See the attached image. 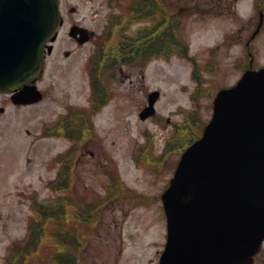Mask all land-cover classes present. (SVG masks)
I'll use <instances>...</instances> for the list:
<instances>
[{
  "label": "rangeland",
  "instance_id": "374dc122",
  "mask_svg": "<svg viewBox=\"0 0 264 264\" xmlns=\"http://www.w3.org/2000/svg\"><path fill=\"white\" fill-rule=\"evenodd\" d=\"M125 1L113 0L115 8L122 9ZM213 1L169 0V12L182 18L178 39L183 36L188 54L183 56L184 49L176 48V53L142 63L127 60L128 49L122 46L128 40L120 36L117 23L101 39L108 0H59L68 23H81L89 36L73 49L64 40V25L37 81L47 88V96L0 115V264H11L7 256L12 244L26 236L29 220L36 215L32 203L54 195L46 187L58 169L53 158L69 146L66 195L78 218L88 215L74 229L80 244L76 264H157L166 235L160 193L184 148L174 123L184 121L194 108L200 119L208 120L216 90L233 84L250 58L242 48L243 38L219 52L208 47L235 26H243L247 37L258 20L252 3L237 0L221 9L212 6ZM259 1L264 7V0ZM180 4L187 10L184 15ZM137 26L134 23L131 32ZM96 41L102 42L100 49ZM249 46L252 66L264 65V24ZM66 49L68 56L62 53ZM88 52H92L98 109L86 113V123L76 113L43 135V129L64 115L69 105H85L89 100ZM154 89L159 91L155 114L141 119L138 113ZM192 129L196 131L195 126ZM148 138L147 151L135 158ZM44 221L39 244L20 264H58L50 236L55 221L48 217ZM253 264H264V241Z\"/></svg>",
  "mask_w": 264,
  "mask_h": 264
},
{
  "label": "water",
  "instance_id": "95a60500",
  "mask_svg": "<svg viewBox=\"0 0 264 264\" xmlns=\"http://www.w3.org/2000/svg\"><path fill=\"white\" fill-rule=\"evenodd\" d=\"M60 22L57 0H0V88L40 71ZM158 95L148 93L141 119L154 112ZM40 96L35 85L13 95L18 102ZM160 197L166 241L158 264L252 262L264 238V66L217 90L209 120Z\"/></svg>",
  "mask_w": 264,
  "mask_h": 264
},
{
  "label": "flooded vegetation",
  "instance_id": "af4514ba",
  "mask_svg": "<svg viewBox=\"0 0 264 264\" xmlns=\"http://www.w3.org/2000/svg\"><path fill=\"white\" fill-rule=\"evenodd\" d=\"M237 0H215L213 1L212 6L215 5L217 7H222V6H231L233 5L232 3L236 2ZM252 3V6L254 7V12L255 15H257V24L250 29L249 35L247 37H244L242 31H243V26H235L234 29L228 30L226 32H223L220 35V39L217 43H215L213 46H209L208 49L215 52H219L221 48L224 47H229L233 43L237 42L239 38L244 39V44L242 45V48L245 49L246 53L251 55V47L249 46L251 44L252 39L256 36V33L260 30V28L264 24V7L260 5L259 0H250ZM169 0H126L125 4L123 5L122 9L117 10L115 8V4L113 3V0H108V8L109 11L106 13V22L104 26V31L103 34H111L110 28L114 29L115 25L118 28V32L120 33V36L122 38H132L134 39V44L138 48L144 47L145 52L151 54L154 53L155 50L153 47L150 45L152 42H155L156 36H167L169 39H173L174 37L178 40V37H180V33L177 32L180 28L181 20L178 15H175L174 12H169ZM259 5V6H258ZM61 6L59 2V7ZM184 5L180 4L181 7V12L184 15V12L187 11L184 7ZM258 6V7H257ZM183 7V9H182ZM70 8V7H69ZM219 8V9H220ZM234 10L233 16H236V6H233ZM116 9V10H114ZM222 9V8H221ZM69 11H75V8L72 10L69 9ZM60 12H61V17L62 21L61 24L58 28L57 36L52 41V49L49 53H46L44 56V61H43V69L40 72V74L37 76L35 81H39L42 79V76L44 74L45 70V62L47 56L52 52L54 48V43L62 36H60L61 29L63 30V27L65 25V32H67V37L64 36V40L74 48H80L84 43H80L77 40V37H80L82 35H85V30H83L80 27H85L79 22L76 21H70L68 23L67 21V15L63 12V10L60 7ZM192 15V13H191ZM200 16V15H198ZM182 17V16H181ZM262 19V24L259 27V30L254 34V31L256 29V26L259 23L260 18ZM202 18V15L201 17ZM113 22L117 23L113 26ZM134 23H137L138 26L135 27V30L131 32V27ZM73 26H76L75 31H71V28ZM86 28V27H85ZM85 31V32H84ZM180 31V30H179ZM70 32H75V35H71ZM87 33V32H86ZM159 33V34H158ZM183 39V36H182ZM181 39V40H182ZM180 40V39H179ZM179 43H177L178 48L186 49L184 48L186 45L183 42V40ZM150 47V48H149ZM187 47V46H186ZM178 50V49H177ZM176 49L172 50L171 53H176L178 52ZM62 53L66 56L69 55L70 50L66 49L62 51ZM88 60L90 59L92 52H88ZM87 60V61H88ZM85 71L87 73V77L89 79V82L91 84V78L93 77V68L91 62H87L85 66ZM32 81L31 79H28L26 81H23L19 83L16 87L12 89H0V115H3L7 113L9 110L12 109H18L20 107L28 106L30 104L27 103H20L16 102L13 98V95L15 92L20 91L23 87L26 85L30 84ZM38 86V85H37ZM39 90L41 92V98H45L47 96V88H41L39 87ZM91 92V90H90ZM103 95V94H102ZM93 98H96V90L95 93L92 95ZM91 96L88 98H92ZM90 100H87L85 105H79V104H71L69 105L64 113H68L69 111L71 112V117H74L76 113L79 114L80 116V122L81 123H86L87 119V104H89ZM96 101V100H95ZM98 101V100H97ZM96 101V102H97ZM86 125V124H85ZM49 129L48 127H46ZM50 130V129H49ZM54 159V158H53ZM58 163V161H56ZM59 164V163H58ZM262 251V246L260 250L254 255L253 258V263L256 261L257 255ZM252 263V264H253Z\"/></svg>",
  "mask_w": 264,
  "mask_h": 264
},
{
  "label": "trees",
  "instance_id": "16d2710c",
  "mask_svg": "<svg viewBox=\"0 0 264 264\" xmlns=\"http://www.w3.org/2000/svg\"><path fill=\"white\" fill-rule=\"evenodd\" d=\"M114 24L115 22H113V26ZM105 38L106 34L101 36V39ZM126 39L128 41H126L122 47L124 49H128L127 54L129 55H127V57L129 58H127V60H139L142 63H145L158 55H170L172 50H175L176 48L178 49L177 43L180 42L179 39H169L167 36L164 37L161 35L156 36L155 42H152L150 45L154 48L155 52L149 54L145 52L143 46L138 48L136 44H134V39ZM96 42L97 44L99 43L98 41ZM101 45L102 42L99 43V47H96L100 49ZM184 55H187L185 49L183 56ZM119 60L120 58L118 61ZM97 106L98 105H96V108H94L95 111L98 109ZM204 123L205 121L200 119L196 108L186 115V119L184 121L174 123V125H176L175 131L177 129V135L178 137L180 136L179 138L181 140V147H185L192 140L199 136ZM194 126L196 127L195 132L192 129ZM55 128H57V125ZM198 128L201 129L200 132L197 133ZM57 130L59 132L60 129ZM150 142L151 140L148 138L146 144L140 149L139 156H142L144 152L147 151ZM69 153L70 152H66L64 155H61V159L64 161L62 166H59L56 179L50 183V188L54 191H60L61 195L51 199L47 203H41L36 200L32 203V207L36 215L33 216L29 221L28 233L26 237L22 241H16L12 244L10 253L7 256L8 263L20 264V262L23 261L30 253V250L37 247L40 241V236L44 234V229L42 228L43 224L45 223L44 219H47L48 217L49 219L55 221L54 229H52V232L50 233V236L52 237L51 239L54 241V243H56V249L52 253L53 258L56 260L55 262L58 264H76L77 249L80 244L77 243L79 240L76 242L78 237L74 229L76 228V225H78V221H80V219H88V215L83 214L81 218H78V210H76V208L70 204V197L66 195L69 182H67V166L65 167V162L68 159L67 157L69 156Z\"/></svg>",
  "mask_w": 264,
  "mask_h": 264
}]
</instances>
